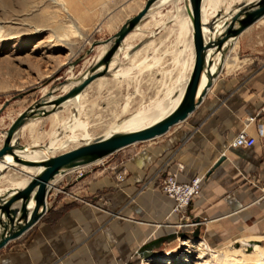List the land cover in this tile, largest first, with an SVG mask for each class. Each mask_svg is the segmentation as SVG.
Wrapping results in <instances>:
<instances>
[{"label":"crops","instance_id":"1","mask_svg":"<svg viewBox=\"0 0 264 264\" xmlns=\"http://www.w3.org/2000/svg\"><path fill=\"white\" fill-rule=\"evenodd\" d=\"M226 2L202 3L203 20L241 4L226 8ZM176 8L168 23H174ZM263 20L232 41L219 75L186 120L149 145L125 148L109 161L85 168L78 182L72 176L76 171L62 177V187L73 185L48 198V213L0 250V264H144L137 255L140 247L176 232L180 223L195 221L206 243L241 233L262 238L264 135H258L257 126L264 124L258 116L264 105V41L258 32ZM241 132L255 139L251 148L232 147ZM10 171L0 179V195L27 179L7 186L8 177H23ZM122 172L119 183L116 175ZM168 175L178 183L201 179L199 194L184 214L174 213V201L161 191Z\"/></svg>","mask_w":264,"mask_h":264},{"label":"rangeland","instance_id":"2","mask_svg":"<svg viewBox=\"0 0 264 264\" xmlns=\"http://www.w3.org/2000/svg\"><path fill=\"white\" fill-rule=\"evenodd\" d=\"M145 2L146 0H0V108L5 101H10L0 114V146L3 132L19 114L71 74L73 77L83 75L101 52L102 47L98 46L86 55L91 44L112 37L127 19L142 9ZM173 11L172 4L154 11L157 13L146 18L134 33L135 36L128 41L132 48L147 39L153 42V46L147 51L139 52L133 61L132 55L127 60L123 59L121 68L129 69L126 76L121 79L113 76L99 77L83 91L79 99L83 112L80 120L87 124L86 132L91 139L104 136L118 120L127 119L142 108L151 109L172 91L177 89V92L188 78L190 71L185 64L189 60V52L185 47L188 35L181 36L177 26L167 23L165 29L159 30L154 38H149L150 33L158 28L156 25L167 22L174 14ZM258 32L261 34L260 41L263 42L264 20L260 23ZM130 51L131 49L128 53ZM144 60V64L139 65ZM61 94L60 90L54 93L55 96ZM18 95L22 97L15 98ZM126 104V111L122 114ZM70 115L71 109L67 107L57 115L33 120L19 132L20 145L39 147L47 144L51 135L59 129L52 118L61 123L67 121ZM80 133L78 130L75 134ZM157 139L134 144L123 151L149 145ZM79 145L80 143H69L66 147H58L51 155H59ZM110 157L105 158L103 163L109 161ZM97 164L100 165V162L87 169ZM87 169L74 172L72 176L78 178L79 173L84 174ZM10 172L19 175L18 172ZM23 176L20 179L8 177L7 186L10 182L27 178L24 172ZM263 237L241 233L234 239H220L215 243H206L202 238L198 242L178 239L163 245L161 255L144 264H198L196 257L203 253V246L198 247L200 243L218 255L230 253L233 249H244L239 246V242L249 238L259 240L258 245L264 248ZM167 253H171V256L166 257ZM204 260L217 264L210 256H206Z\"/></svg>","mask_w":264,"mask_h":264},{"label":"water","instance_id":"3","mask_svg":"<svg viewBox=\"0 0 264 264\" xmlns=\"http://www.w3.org/2000/svg\"><path fill=\"white\" fill-rule=\"evenodd\" d=\"M156 1L158 0H146L142 9L135 16L127 19L112 37L91 44L86 55L90 54L95 47L111 43V47L100 61V64L104 65L101 73L90 75L67 93L61 95L55 96L54 93L57 91H53L54 87H52L32 106L19 114L8 129L3 132L5 137L0 147V166H2L0 179L10 170L17 171L22 176L23 173L19 171L21 168L33 170V173L22 188H10L0 195V250L6 247L9 242L20 238L48 213L51 208L48 198L52 194H56L59 190L65 192L73 185L71 183L62 187V183L57 182V178H62L79 169L88 168L134 144L161 137L172 127L186 120L202 102L213 81L219 75L232 41L264 17V0H258L241 3L226 14L217 12L211 19L204 22L202 19L203 0H184V8L191 27L193 64L183 95L177 106L169 114L143 129L116 132L108 137L101 136L56 156L47 154L37 160L19 158L16 152L23 151L26 147L29 151H42L44 147L21 146L18 139H15V134L29 119L47 117L60 111L64 102L81 94L91 82L106 73L109 62L118 47L145 18ZM158 32L156 29L150 33L149 38H154ZM206 38H208L207 41ZM148 42L147 39L144 43L136 45L129 54H134L143 44ZM217 56L218 60H214ZM202 78L204 83L200 88ZM65 81L66 79L57 86L63 85ZM21 97L22 95H18L15 98ZM9 102L3 103L0 114L9 105ZM7 157L11 158V163L6 162ZM222 161L223 159H220L214 168ZM84 177L85 175L82 174L76 179V182ZM194 223L196 227L191 233L173 232L161 236L140 247L137 255L144 261H151L161 255V248L165 244H170L178 239L198 242L201 239L200 226L197 221ZM246 251L250 252V247H247Z\"/></svg>","mask_w":264,"mask_h":264},{"label":"bare ground","instance_id":"4","mask_svg":"<svg viewBox=\"0 0 264 264\" xmlns=\"http://www.w3.org/2000/svg\"><path fill=\"white\" fill-rule=\"evenodd\" d=\"M225 0H203L202 3H223ZM228 5L230 6V3H250V2H256L258 0H226ZM184 3V0H158L156 1L150 8L149 12L145 16V18L135 27L132 33H130L123 43L118 47L116 50L113 58L110 60L107 72L101 75L100 78L106 77V76H113L114 78H120L124 77L127 75V72L129 69L121 68V64L123 59L127 60L131 55L128 53L132 47L128 44V41L133 38L132 36L136 31L139 30L141 24L143 21L148 18L149 16H153L154 11H159L161 8L165 7L168 4L176 5V16L174 18V23L175 26L178 27V33L181 34H187L191 36V27H190V21L189 18L186 14L185 8L183 6H177V4ZM212 6V5H211ZM213 7V6H212ZM207 8V7H206ZM211 8V7H210ZM209 8V9H210ZM202 9H203V4H202ZM203 12V10H202ZM172 18V19H173ZM203 19V18H202ZM211 19V18H210ZM204 21V20H203ZM208 21V20H207ZM204 21V22H207ZM173 23V25H174ZM166 24L159 23L156 26H158V31L162 30L165 27ZM190 30V31H189ZM147 31V30H146ZM150 31V30H149ZM1 34V30H0ZM135 36V35H134ZM153 42H148L142 49H138L134 54H132L131 61L135 59V57L141 52L143 49H148ZM101 52L98 55L96 59L93 60L91 65L89 66L88 70L81 75L80 77H73V74H71L65 81V83L61 86H55L53 91H58L60 90L62 93H67L72 87L78 85L81 81H83L85 78L89 77L90 75L96 74V73H101L104 69V65L100 64V61L104 54L108 51V49L111 47V43H107L103 46H101ZM186 49L189 52V60L185 62L187 66V70L191 72L192 69V64H193V50H192V42L191 38L187 39V45L185 46ZM122 55V56H121ZM184 56V55H183ZM226 63V62H225ZM143 65V64H142ZM129 66V65H128ZM132 66V65H131ZM148 68V67H147ZM131 71V69H130ZM183 71V70H182ZM189 72V74H190ZM188 76V75H187ZM189 77V76H188ZM188 78H186L182 85L179 86V90L177 92L172 91L169 95L166 96V98L157 104H155L151 109L149 110H140L136 112L135 115L127 118V119H120L116 123L112 125V127L106 132L104 135L105 137H108L109 135L116 133V132H130V131H135L139 129H143L167 114H169L179 103L185 86L187 84ZM204 83V79L202 78V82L200 85V88L202 87ZM178 84V83H177ZM83 92L79 94L78 96L72 97L68 99L66 102H64L61 106V109L65 108H70L71 109V115L67 119V121L59 122L58 123V130L56 133L51 135V140L45 144L42 145L44 149L42 151H29L28 147H26L25 150L16 152L18 157L21 159H26V160H37L45 157L47 154H52L55 149L58 147H66L69 143H80V145L86 144L93 139L89 137V135L86 132L87 129V124L83 121L80 120L82 116V106H79V99L81 98ZM127 103V102H126ZM126 105H124L122 114L125 113L126 111ZM150 108V107H149ZM59 111L53 113L57 115ZM51 114V115H53ZM125 117V116H124ZM35 118L29 119L23 127L15 134V139H18L19 132L28 124H31ZM118 119V118H117ZM80 130L81 133L76 135L75 133ZM2 139L5 137V133L2 134ZM77 139V140H76ZM76 140V141H75ZM32 146H37V145H32ZM56 146V147H55ZM6 162L11 163V158L7 157ZM2 166H0V169ZM21 171H23L25 174L28 176L26 180H23L20 183H16L17 188H22L25 183L28 180V177L32 175L33 170H27L24 168H21ZM61 177L57 178V182L60 181ZM259 241H240L239 246L243 247L244 249H233L231 250L230 253H223V254H216L215 252H212L211 250L208 249L207 246L204 244L200 243L198 245L199 248L200 246H203L201 251L203 253L196 257V261L198 264H210V262L205 261L206 256H210V258L215 261L217 264H264V248L260 247L257 243ZM247 247H250L251 251L247 252L246 249ZM207 252V253H206ZM171 256V253H167L166 257ZM251 258L253 260H251ZM197 264V263H196Z\"/></svg>","mask_w":264,"mask_h":264},{"label":"built area","instance_id":"5","mask_svg":"<svg viewBox=\"0 0 264 264\" xmlns=\"http://www.w3.org/2000/svg\"><path fill=\"white\" fill-rule=\"evenodd\" d=\"M258 116L264 118V105L261 108ZM254 121V119H252ZM257 133L259 136L264 135V124H258ZM255 144V139L248 136L245 132L239 133L234 141L232 142L233 148L248 149ZM83 170V169H79ZM79 170H76L79 171ZM82 174L79 173V176ZM124 172L116 175L117 182L121 183L124 181ZM201 179L195 178L189 183H178L175 176H166L161 183V191L174 201L173 212L176 214H184L185 210L189 206L190 202L194 197L199 194ZM196 227L194 222L192 223H180L178 224V230L176 232L191 233ZM189 229V231L185 230Z\"/></svg>","mask_w":264,"mask_h":264}]
</instances>
